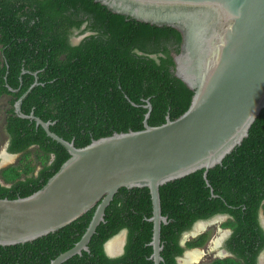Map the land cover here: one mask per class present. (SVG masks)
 Here are the masks:
<instances>
[{
	"label": "trees",
	"instance_id": "1",
	"mask_svg": "<svg viewBox=\"0 0 264 264\" xmlns=\"http://www.w3.org/2000/svg\"><path fill=\"white\" fill-rule=\"evenodd\" d=\"M181 43L179 30L113 13L95 0H0V96H9L6 149L20 155L16 166L0 168V179L9 184L0 182V198L32 194L70 157L41 125L15 112L16 100L35 81L33 72L40 83L21 110L50 120L52 131L82 147L114 132L143 129L147 101L150 125L188 109L194 91L175 75ZM207 179L211 187L198 170L160 187L162 214L168 217L161 228V264H179L187 249L202 247L208 233L184 246L182 234L218 214L230 216L224 225L232 228L226 247L233 256L207 264H258L264 250V109L249 136L209 169ZM94 210L34 241L0 246V264H49L80 240ZM151 215L148 187L120 188L89 251L63 264H154ZM122 230L127 231L124 252L111 257L104 244Z\"/></svg>",
	"mask_w": 264,
	"mask_h": 264
},
{
	"label": "water",
	"instance_id": "2",
	"mask_svg": "<svg viewBox=\"0 0 264 264\" xmlns=\"http://www.w3.org/2000/svg\"><path fill=\"white\" fill-rule=\"evenodd\" d=\"M95 1L113 13L180 31L175 75L194 91L191 103L177 118L167 115L164 123L150 125L152 105L147 101L143 129L114 132L77 147L52 131L50 120L21 110L24 98L40 83L33 72L35 81L16 100L15 112L41 125L70 157L32 194L0 198V246L34 241L95 208L80 240L50 263L62 264L89 250L88 243L120 188L148 187L153 223L150 258L161 264V228L168 217L162 214L160 187L198 170H204L211 187L209 169L242 144L264 109V0ZM17 156L5 149L0 168ZM0 182L9 186L2 178ZM187 251L177 258L179 264Z\"/></svg>",
	"mask_w": 264,
	"mask_h": 264
},
{
	"label": "flooded vegetation",
	"instance_id": "3",
	"mask_svg": "<svg viewBox=\"0 0 264 264\" xmlns=\"http://www.w3.org/2000/svg\"><path fill=\"white\" fill-rule=\"evenodd\" d=\"M264 203V201H263ZM230 218L229 215L227 214H218V215H215L214 217L212 218H209L207 220H199L197 221L193 227L184 232L182 234V237H181V245H186L187 241L188 240H192V239H197L200 235L204 234V233H208V232H205L206 229L211 226V225H214L217 227L218 231H216L217 234H215L213 236V241H212V248H211V254L209 257H213L215 259H218V258H225V257H229V256H233V254L227 249L226 247V240L231 236L232 234V228L229 227V226H226L224 225V223H226L228 221V219ZM198 222H201V223H198ZM260 223H261V226L264 228V211L261 210V213H260ZM205 226V227H203ZM120 232H124V242L122 243V246L121 248L119 249L118 247H120V245L118 247H116V249L120 250L117 252V250H114V252H116L117 254H113V255H110L106 249H109L108 245L113 237H115L116 235H114L113 237H111L110 239H108L105 244H104V249H105V252L111 256V257H115V256H118L120 254H122L124 252V245H125V242H126V239H127V231L126 230H122ZM119 232V233H120ZM118 233V234H119ZM209 234V233H208ZM185 239V240H184ZM210 240V235H209V238L206 240L205 244L203 246H205ZM109 241V242H108ZM78 242V241H77ZM76 242V243H77ZM184 242V243H182ZM217 242V243H216ZM202 246V247H203ZM88 248H89V243H88ZM195 248H198V247H193V248H190V249H195ZM70 249V248H69ZM82 251H89V250H82ZM191 252H195V253H198L200 252V250H196V251H191ZM190 253V252H188ZM188 253L186 255H188ZM264 253V250L257 256V263L258 264H264V261L262 260V257H261V254ZM82 254V253H81ZM79 254V255H81ZM207 254V253H206ZM206 254L202 253L199 257V260L205 256ZM223 254V255H222ZM229 254V255H227ZM76 255V254H75ZM74 256V255H73ZM71 258V257H70ZM185 260L187 258V256L183 257ZM55 259V258H54ZM32 260V259H31ZM53 260V259H52ZM51 260V261H52ZM68 260V259H67ZM211 260V261H213ZM210 261V262H211ZM65 262V261H64ZM197 262V261H194V263ZM51 263V262H50ZM49 263V264H50ZM63 264V263H62Z\"/></svg>",
	"mask_w": 264,
	"mask_h": 264
},
{
	"label": "rangeland",
	"instance_id": "4",
	"mask_svg": "<svg viewBox=\"0 0 264 264\" xmlns=\"http://www.w3.org/2000/svg\"><path fill=\"white\" fill-rule=\"evenodd\" d=\"M8 108H9V96L8 95L0 96V153H3L5 151V149L7 148V145H8V139H9V137H8V134L6 133V131L4 129L5 118H6V111H7ZM19 156L20 155H18L17 157H14L12 159H10L8 161L10 163L9 165L16 166L19 163ZM32 157H33V159L35 161H38L39 160L38 155L36 153H34ZM216 231H218V229L214 225H211V226H209L206 229L205 232H208L209 233L210 240H209V242L205 246L198 247V248L200 249V253H204V254L207 253V254L205 256H203L200 260L197 259L196 260L197 262L194 263V261H193L191 264H207L211 260L214 259L213 257H209V256L211 254V248H212V245H213L212 244L213 236L215 234H217ZM113 240L119 242V245H120L119 249H120L121 246H122V243L124 242V233L123 232H120L115 237H113L112 241ZM119 249L118 250L115 249V250H117V252H118V251H120ZM187 250H188L187 252H191V251H195L196 249H187ZM110 253L117 254L116 252L111 251V250H110ZM261 257H262V260L264 261V253L261 254Z\"/></svg>",
	"mask_w": 264,
	"mask_h": 264
},
{
	"label": "bare ground",
	"instance_id": "5",
	"mask_svg": "<svg viewBox=\"0 0 264 264\" xmlns=\"http://www.w3.org/2000/svg\"><path fill=\"white\" fill-rule=\"evenodd\" d=\"M7 159H9V158H7ZM203 227H205V226H203ZM118 246H119L118 241L113 240L109 243V248L111 251H114L116 249V247H118ZM201 254L202 253H200V252H198V253L190 252V253H188V255H186L187 258L185 260H183L184 258H182L181 261L183 262V264H191L193 261H196L197 259L199 260V257Z\"/></svg>",
	"mask_w": 264,
	"mask_h": 264
}]
</instances>
